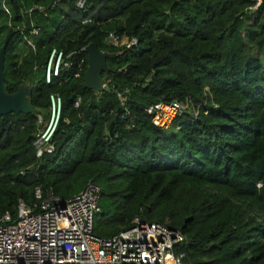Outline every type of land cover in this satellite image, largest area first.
Wrapping results in <instances>:
<instances>
[{
    "label": "trees",
    "instance_id": "trees-1",
    "mask_svg": "<svg viewBox=\"0 0 264 264\" xmlns=\"http://www.w3.org/2000/svg\"><path fill=\"white\" fill-rule=\"evenodd\" d=\"M77 2L0 4V50L15 30L5 55L7 91L26 86L35 107L0 115V216L16 217L18 199L31 201L38 185L68 199L93 181L102 189L99 237L141 217L184 234L176 247L183 264H264V0L256 8L253 0ZM110 34L137 43L116 46ZM91 42L119 54L108 59L99 96L85 87L82 50ZM54 48L76 55L47 83ZM79 58L85 65L75 77ZM52 93L62 97V116L53 152L38 157V115L49 116ZM187 98L191 107L169 129L146 112Z\"/></svg>",
    "mask_w": 264,
    "mask_h": 264
},
{
    "label": "built area",
    "instance_id": "built-area-1",
    "mask_svg": "<svg viewBox=\"0 0 264 264\" xmlns=\"http://www.w3.org/2000/svg\"><path fill=\"white\" fill-rule=\"evenodd\" d=\"M253 1L255 8L263 2ZM85 2L78 0L77 4L82 8ZM33 11L31 8L28 13ZM38 31L37 27L31 29L34 35ZM108 43L120 46L123 40L110 34ZM136 43L133 38L126 45L130 48ZM75 55L76 52L67 54L52 49L46 62V82L59 76L62 69H70ZM84 65V58H79L75 77L81 74ZM128 92L126 89L119 93V98L123 99V94ZM79 103L77 100L75 105ZM190 107L189 98L163 100L147 107L146 112L156 127L169 129ZM193 111L198 115L201 109L195 107ZM204 113L208 114L209 110ZM61 116L62 97L52 93L49 116L38 115L34 141L38 157L53 152L52 138ZM101 194V187L93 181L68 199L56 195L52 187L36 186L31 201L18 199L16 217L10 213L0 216V264H183L184 253H177L176 247L185 241L184 234L161 223H149L137 217L129 228L109 238L95 235L94 218L100 212Z\"/></svg>",
    "mask_w": 264,
    "mask_h": 264
},
{
    "label": "water",
    "instance_id": "water-1",
    "mask_svg": "<svg viewBox=\"0 0 264 264\" xmlns=\"http://www.w3.org/2000/svg\"><path fill=\"white\" fill-rule=\"evenodd\" d=\"M4 1L0 0L2 8H4ZM32 27H37V24L32 22L31 17L28 16L27 29L31 30ZM14 32L15 30L10 28L0 50V115L11 112L32 113L35 110L34 105L28 99L30 92L26 86H20L15 93H9L6 88L4 79L5 55ZM85 52L87 53L89 62L84 76L85 87L92 90L96 96H99L104 91L111 72L108 59H113L119 54L103 51L94 42L89 43L85 47ZM165 57L166 55L160 56L154 63V67L160 64Z\"/></svg>",
    "mask_w": 264,
    "mask_h": 264
},
{
    "label": "rangeland",
    "instance_id": "rangeland-1",
    "mask_svg": "<svg viewBox=\"0 0 264 264\" xmlns=\"http://www.w3.org/2000/svg\"><path fill=\"white\" fill-rule=\"evenodd\" d=\"M126 42H127V40L124 38V39H123V44H125Z\"/></svg>",
    "mask_w": 264,
    "mask_h": 264
}]
</instances>
